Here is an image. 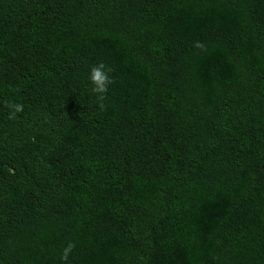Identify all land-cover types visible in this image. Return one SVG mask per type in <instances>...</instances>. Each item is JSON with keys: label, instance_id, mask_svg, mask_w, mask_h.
Here are the masks:
<instances>
[{"label": "trees", "instance_id": "trees-1", "mask_svg": "<svg viewBox=\"0 0 264 264\" xmlns=\"http://www.w3.org/2000/svg\"><path fill=\"white\" fill-rule=\"evenodd\" d=\"M69 242L66 264H264V0H0V264Z\"/></svg>", "mask_w": 264, "mask_h": 264}, {"label": "clouds", "instance_id": "clouds-1", "mask_svg": "<svg viewBox=\"0 0 264 264\" xmlns=\"http://www.w3.org/2000/svg\"><path fill=\"white\" fill-rule=\"evenodd\" d=\"M113 69L107 66L104 62H100L91 66L88 73V82L91 86V92L96 95L98 100V107L101 111L106 109V105L103 101L107 98V93L109 92L110 86L115 83L114 77L110 74ZM6 107L10 109L9 119H15L17 114L23 112V105L16 102H6ZM75 248V244L69 242L64 248L61 254V260L63 262L68 261L70 254Z\"/></svg>", "mask_w": 264, "mask_h": 264}]
</instances>
